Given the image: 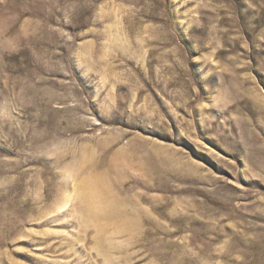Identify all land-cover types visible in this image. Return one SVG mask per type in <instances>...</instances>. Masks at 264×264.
Returning <instances> with one entry per match:
<instances>
[{
	"label": "rangeland",
	"instance_id": "374dc122",
	"mask_svg": "<svg viewBox=\"0 0 264 264\" xmlns=\"http://www.w3.org/2000/svg\"><path fill=\"white\" fill-rule=\"evenodd\" d=\"M0 264H264V0H0Z\"/></svg>",
	"mask_w": 264,
	"mask_h": 264
},
{
	"label": "bare ground",
	"instance_id": "6f19581e",
	"mask_svg": "<svg viewBox=\"0 0 264 264\" xmlns=\"http://www.w3.org/2000/svg\"><path fill=\"white\" fill-rule=\"evenodd\" d=\"M88 181V180H87ZM86 182V181H85ZM89 184H91V182L89 183H85V187H86V185L88 186ZM96 184V183H95ZM94 185V184H93ZM79 186V185H78ZM83 186H84V183H83ZM95 186V185H94ZM97 186V185H96ZM96 186H95V188H96ZM80 187V186H79ZM90 187V186H89ZM89 187H88V189H89ZM82 188H84V187H82ZM95 188H94V191H95ZM79 189V188H78ZM86 190H87V188H85ZM97 189H98V187H97ZM90 190V189H89ZM96 191H99V190H96ZM80 192V191H79ZM100 193V192H99ZM82 194V193H81ZM96 194V193H95ZM82 197V196H81Z\"/></svg>",
	"mask_w": 264,
	"mask_h": 264
}]
</instances>
